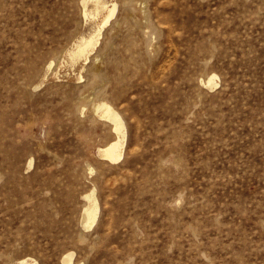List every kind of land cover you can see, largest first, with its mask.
Listing matches in <instances>:
<instances>
[{"label": "rangeland", "instance_id": "374dc122", "mask_svg": "<svg viewBox=\"0 0 264 264\" xmlns=\"http://www.w3.org/2000/svg\"><path fill=\"white\" fill-rule=\"evenodd\" d=\"M118 1L78 80L53 70L80 0H0V264H264V0ZM98 100L127 124L115 163Z\"/></svg>", "mask_w": 264, "mask_h": 264}, {"label": "bare ground", "instance_id": "6f19581e", "mask_svg": "<svg viewBox=\"0 0 264 264\" xmlns=\"http://www.w3.org/2000/svg\"><path fill=\"white\" fill-rule=\"evenodd\" d=\"M80 4L89 31L83 33L80 37L78 36L79 38H76L74 44L72 43L73 45L64 53L59 63V66L65 69L64 75L61 72H55V69L53 70L55 63L53 61L49 62L47 72L53 70L55 77L58 79L65 77V75H74L78 80L85 79L79 69L84 67L83 65L89 61L91 54L101 45L104 31L120 7L118 0H80ZM47 79L48 76H45L40 85ZM99 82V74H94L89 87L95 88L99 85ZM201 82L207 88L213 90L220 84L221 79L217 73L213 72L203 78ZM92 110L99 118L108 121L112 125L111 128L114 133V137L105 146L99 148V156L111 163L120 161L124 156L128 138V128L124 117L107 100L94 101ZM85 111L86 108H83L82 113H85ZM32 162V160L29 162V167L32 166ZM90 171L92 172L93 169L90 168ZM83 196L86 203L80 216V222L82 227L87 230L96 225L100 213V201L96 188L90 189ZM62 261L64 264H74L73 252L66 253ZM16 264H38V261L32 257H23Z\"/></svg>", "mask_w": 264, "mask_h": 264}]
</instances>
